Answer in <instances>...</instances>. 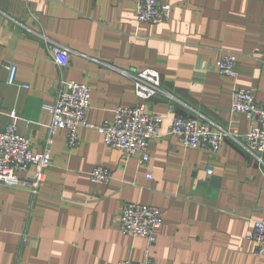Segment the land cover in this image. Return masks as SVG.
<instances>
[{"label":"crops","instance_id":"1","mask_svg":"<svg viewBox=\"0 0 264 264\" xmlns=\"http://www.w3.org/2000/svg\"><path fill=\"white\" fill-rule=\"evenodd\" d=\"M137 8L138 0H0V129L15 124L42 152L46 108L62 81L89 84L87 121L111 124L118 107L139 103L131 76L145 69L161 76L149 110L164 118L146 166L124 159L96 129L81 128L74 150L58 130L38 193L0 185V264H264L250 240L264 222V166L233 139L212 154L170 134L175 117L199 114L249 133L232 96L238 87L264 102V0H172L171 20L158 25L139 23ZM45 40L69 51L66 68ZM224 53L237 58L236 80L218 72ZM9 66L18 69L15 85ZM98 166L111 170L109 184L90 181ZM125 203L161 210L155 244L121 232Z\"/></svg>","mask_w":264,"mask_h":264},{"label":"built area","instance_id":"2","mask_svg":"<svg viewBox=\"0 0 264 264\" xmlns=\"http://www.w3.org/2000/svg\"><path fill=\"white\" fill-rule=\"evenodd\" d=\"M172 17V0H138L137 20L139 23L166 24ZM50 55L55 64L64 69L69 64V51L51 44ZM218 72L228 80L237 78V58L224 53L217 64ZM8 84L15 85L18 69L7 67ZM139 103L130 108L118 107L111 124L96 126L87 121L92 89L89 84L62 81L55 103L46 108L51 117L49 136L42 152L36 153L31 140L22 136L15 124L0 129V185L8 188L38 193L52 166L51 146L58 130L67 132V144L71 150L80 144L81 128L98 130L107 146L119 148L128 160L139 156L140 166L150 160L149 149L153 141L161 137L163 116L149 110V103L163 91L160 74L153 69H145L131 76ZM25 88H28L25 86ZM232 112L245 115L251 123L249 133L242 135L219 126L204 115L193 118L175 117L170 134L178 138L186 149L202 150L219 154L227 139L238 142L243 150L260 166H264V102H259L253 91L236 88L232 96ZM172 112L174 107L171 108ZM12 116L16 114L13 112ZM211 172H208L210 174ZM112 180V172L103 166L95 167L90 173V181L97 185H107ZM164 220L159 208L142 203H125L120 215V230L130 237L143 238L150 245L156 243V232ZM30 237L25 236L24 241ZM255 244V254L264 256V222L256 221L250 235ZM117 264H157L154 260L144 263L122 261Z\"/></svg>","mask_w":264,"mask_h":264}]
</instances>
